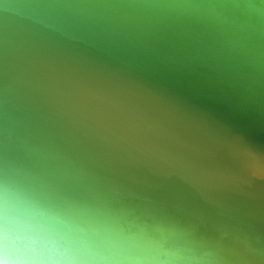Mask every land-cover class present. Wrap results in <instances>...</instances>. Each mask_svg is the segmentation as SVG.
I'll use <instances>...</instances> for the list:
<instances>
[{"label":"water","instance_id":"obj_1","mask_svg":"<svg viewBox=\"0 0 264 264\" xmlns=\"http://www.w3.org/2000/svg\"><path fill=\"white\" fill-rule=\"evenodd\" d=\"M136 237L77 264H264V0H0V212Z\"/></svg>","mask_w":264,"mask_h":264},{"label":"clouds","instance_id":"obj_2","mask_svg":"<svg viewBox=\"0 0 264 264\" xmlns=\"http://www.w3.org/2000/svg\"><path fill=\"white\" fill-rule=\"evenodd\" d=\"M135 241L113 226L70 223L7 193L0 212V264H77L126 252Z\"/></svg>","mask_w":264,"mask_h":264}]
</instances>
